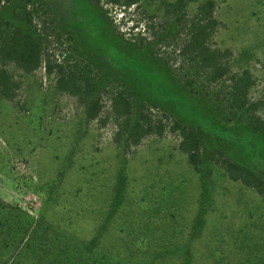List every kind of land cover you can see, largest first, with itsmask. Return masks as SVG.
<instances>
[{"label":"rangeland","instance_id":"1","mask_svg":"<svg viewBox=\"0 0 264 264\" xmlns=\"http://www.w3.org/2000/svg\"><path fill=\"white\" fill-rule=\"evenodd\" d=\"M173 1L124 10L110 0H0L1 29L10 22L41 36L44 61L89 77L102 105L89 120L87 104L60 90L44 64L28 74L9 65L22 87L19 105L0 90V200L33 220L16 233L0 215V264H264V198L220 165L230 159L264 179V136L230 109L227 81L207 87L211 94L185 85L179 57L161 41ZM205 1L187 0L188 14ZM217 3L214 43L231 50L234 70L254 74L264 116V0ZM119 91L135 115L193 128L199 169L170 130L139 145L128 133L115 141Z\"/></svg>","mask_w":264,"mask_h":264},{"label":"trees","instance_id":"2","mask_svg":"<svg viewBox=\"0 0 264 264\" xmlns=\"http://www.w3.org/2000/svg\"><path fill=\"white\" fill-rule=\"evenodd\" d=\"M110 3L112 7L118 6L124 10L139 6V0H110ZM217 7V0H206L191 17L186 10L187 0L168 2L164 8V16L171 19L174 29L170 31L168 28L171 21L166 22L162 26L165 36H161V41L171 45L170 48L179 57V70L183 72L182 76L179 75L190 90L197 91L198 86L207 91L206 88L212 83L227 81L224 99L230 109L242 112L249 125L264 136V116L260 112L263 101L252 97V90L256 85L254 74L249 69L234 70L231 50L220 48L214 43V35L221 26V21L216 16ZM105 11L108 12L106 9ZM150 17L145 20L147 24L154 21ZM138 25L134 28H139ZM6 26L4 30L0 26V90L3 97L19 105L18 96L22 83L14 77L9 65L14 64L28 74L44 64L48 73L56 74L60 90L87 104V118L98 119L102 105L99 99L91 97L96 90V84L76 69L67 68L62 63L52 66L50 61H44L41 36L10 22H6ZM115 29L118 33H123L120 29ZM136 42L140 46L147 44L143 37ZM164 60L173 69L170 60ZM134 109V104L126 93L119 91L113 94L112 111L118 121L115 141H120L123 134L128 133L129 141L133 145H139L150 134L162 136L170 130L180 136L179 146L187 154L189 164L194 169H199L203 161L201 140L193 128L176 118L169 122L153 119L148 110H139L135 115ZM220 165L231 179L254 188L264 198L262 177L230 159L224 160ZM0 215L7 217L10 223H15L18 228L16 233L29 226L33 220L20 206H12L1 200Z\"/></svg>","mask_w":264,"mask_h":264}]
</instances>
